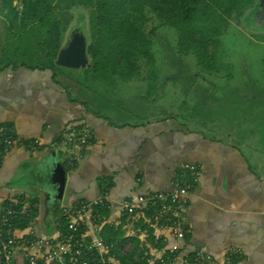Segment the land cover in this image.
<instances>
[{"label": "crops", "instance_id": "0c3cea01", "mask_svg": "<svg viewBox=\"0 0 264 264\" xmlns=\"http://www.w3.org/2000/svg\"><path fill=\"white\" fill-rule=\"evenodd\" d=\"M66 70L59 69L56 80L51 69L10 65L0 70V123L41 143L34 150L15 147L0 161V208L11 199L28 200L35 207L34 229L50 234L62 206L100 195L116 205L148 191L169 192L182 164L190 162L199 167L200 175L183 213L187 247H202L217 257L234 251L236 264H264V153H256L261 148L211 136L174 115L147 117L135 112L129 99L116 98L123 105L118 108L89 90L92 98L86 91L100 86L94 82L74 92L61 78ZM133 114L146 120L134 122ZM80 124L91 129V137L79 149L59 147L65 188L59 201H45L40 191L52 185L48 166H41L43 156L58 145L67 128ZM29 164L33 180L13 184ZM117 214L111 210L106 224L119 230L124 239L119 249L127 252L133 237Z\"/></svg>", "mask_w": 264, "mask_h": 264}, {"label": "trees", "instance_id": "16d2710c", "mask_svg": "<svg viewBox=\"0 0 264 264\" xmlns=\"http://www.w3.org/2000/svg\"><path fill=\"white\" fill-rule=\"evenodd\" d=\"M75 1L90 9L86 34L90 61L86 67L76 69L83 70L86 78L92 74L109 87L118 81L134 79L143 65L149 67L146 77L149 84L154 82L152 39L145 31L149 13L175 30L179 54H192L202 70L220 71L218 51L224 28L235 12L254 9V17L258 3V0H0L6 24L3 44L0 35V70L10 65L51 69L56 80L59 65L54 60L68 20L57 6H70ZM262 65L264 70V57ZM99 211L109 213L104 206H99ZM30 220L21 217L13 226L23 228ZM102 228L107 241L124 240L115 226L104 224ZM133 240L136 244L137 239ZM148 240L153 241L152 230ZM134 255L129 252L117 256L122 264H138L132 260Z\"/></svg>", "mask_w": 264, "mask_h": 264}, {"label": "rangeland", "instance_id": "374dc122", "mask_svg": "<svg viewBox=\"0 0 264 264\" xmlns=\"http://www.w3.org/2000/svg\"><path fill=\"white\" fill-rule=\"evenodd\" d=\"M57 10L68 16L66 27L62 31L61 46L69 39L73 27L83 25L87 34L89 7L75 1L70 6L59 5ZM253 10L235 12L224 28L218 51L222 64L220 71L202 70L192 54H179L175 30L161 24L150 13L147 15L145 31L150 33L152 39L151 50L156 67L154 82L149 84L148 78L146 79L149 70L147 65L142 66L139 75L132 81L117 82L120 86L114 91L112 87L103 86L104 83L92 74L86 78L81 69L62 66L57 69H67L65 76L61 78L74 88V92L85 91L84 84H100L88 89V96L101 93L103 99L118 108V105H123L116 98L129 99V104L139 114H146L147 117L177 116L187 126L202 128L211 136L254 144L261 148L256 150L259 155L264 153V28L252 26ZM5 25L0 11L2 44L5 42ZM131 117L134 122L146 120L135 114ZM125 121L130 122L127 119ZM43 157L45 164L42 163L41 166L47 167L51 160L49 154ZM40 168L36 171L38 174L41 172ZM34 175L29 164L22 167V176L12 182L15 185L24 180L31 182Z\"/></svg>", "mask_w": 264, "mask_h": 264}, {"label": "built area", "instance_id": "2783aa9c", "mask_svg": "<svg viewBox=\"0 0 264 264\" xmlns=\"http://www.w3.org/2000/svg\"><path fill=\"white\" fill-rule=\"evenodd\" d=\"M90 137L87 125H72L61 135L58 147L79 149L87 145ZM40 144L38 138L20 137L0 123V161L15 147L34 150ZM199 175L196 164L185 162L169 192L148 191L122 199L116 205L100 195L73 206H62L50 234H39L34 229L35 207L28 200L11 199L0 208V264H122L117 257L119 252H134L132 260L138 264H236L234 251L217 257L205 248L187 247L183 213ZM99 206L123 217V225L137 239L136 244L133 238L129 242V251L121 252L119 241L105 239L102 227L110 222V215L100 212ZM21 217L31 220L25 226L26 232L18 234L13 224ZM150 230L153 241L148 240Z\"/></svg>", "mask_w": 264, "mask_h": 264}, {"label": "water", "instance_id": "95a60500", "mask_svg": "<svg viewBox=\"0 0 264 264\" xmlns=\"http://www.w3.org/2000/svg\"><path fill=\"white\" fill-rule=\"evenodd\" d=\"M254 28H264V0H258L257 7L254 11L252 21ZM90 59L87 54V37L81 33H74L67 42L57 51L54 63L59 66L68 68L86 67ZM58 145H53L49 150L50 163L48 170L50 172L49 180L51 188H43L40 192L45 201L57 200L62 197L65 184L66 172L62 160L58 157Z\"/></svg>", "mask_w": 264, "mask_h": 264}, {"label": "flooded vegetation", "instance_id": "af4514ba", "mask_svg": "<svg viewBox=\"0 0 264 264\" xmlns=\"http://www.w3.org/2000/svg\"><path fill=\"white\" fill-rule=\"evenodd\" d=\"M253 19H254V17H253ZM76 32H81V33H83V34L87 37V35H86L85 31H84V27H83V25H79V26L73 27V28L71 29L70 34H69V39H70V37H71L74 33H76ZM69 39H68V40H69ZM66 42H67V41H66Z\"/></svg>", "mask_w": 264, "mask_h": 264}]
</instances>
